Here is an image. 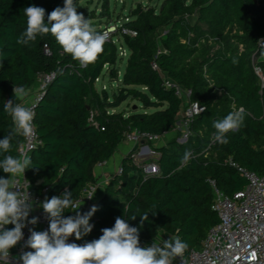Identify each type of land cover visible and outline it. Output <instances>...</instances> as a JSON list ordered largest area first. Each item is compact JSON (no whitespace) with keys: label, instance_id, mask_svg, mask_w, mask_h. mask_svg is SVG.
Segmentation results:
<instances>
[{"label":"trees","instance_id":"obj_1","mask_svg":"<svg viewBox=\"0 0 264 264\" xmlns=\"http://www.w3.org/2000/svg\"><path fill=\"white\" fill-rule=\"evenodd\" d=\"M31 5L44 8L47 21L64 0H0V139L14 132L13 121L3 110L7 100L15 99L14 87L27 89L39 77L52 74L34 105L40 144L28 153L31 165L24 172L34 191L40 194L46 188L45 200L67 189L75 202L86 184L94 182L93 167L115 153L125 132L163 136L173 131L184 104L174 86L166 84L171 82L190 89V100L204 106L190 122L187 139L151 145L159 154L151 159L158 172L145 178L131 153L125 154L121 172L111 174L93 204L97 211L90 219L92 231L78 244L98 239L101 230L113 227L120 217L140 229L141 239L155 240L160 233L168 240L179 237L187 249L197 248L217 222L207 180L231 195L246 181L227 160L256 174L264 169V2H138L97 59L83 67L51 34L38 36L29 46L16 43L26 29L23 9ZM122 28L136 35L122 33ZM120 46L127 54L119 76ZM153 62L157 68H152ZM105 68L108 77L119 82L111 92L95 85ZM127 98L138 102L141 110H114ZM241 108L242 125L226 134L227 143L216 141L214 122ZM21 139L14 134L10 151L0 153V159L18 158ZM186 150L191 158L182 162ZM0 177L8 174L0 169ZM147 212L148 220L141 226L139 215ZM133 215L136 219L130 220ZM4 227L10 230L14 225Z\"/></svg>","mask_w":264,"mask_h":264},{"label":"clouds","instance_id":"obj_2","mask_svg":"<svg viewBox=\"0 0 264 264\" xmlns=\"http://www.w3.org/2000/svg\"><path fill=\"white\" fill-rule=\"evenodd\" d=\"M26 17V29L17 38L16 43L29 46L37 40L51 34L63 49L80 66H87L94 62L102 53L103 46L108 39L107 33L96 30L91 21L83 13L77 12L76 0H64L63 7H56L45 20V9L35 5L23 9ZM14 101L4 103V112L11 117L14 132L0 139V153H8L12 147L14 134L26 138L34 135L33 111L22 103L27 96L24 86L14 87ZM243 108L230 112L223 119L215 121V139L219 143H227L226 134L237 130L243 123ZM191 158V152L186 150L182 162ZM31 160L25 154L23 158L5 155L0 159V169L8 174V178L0 177V260H9L10 249L23 238V231L27 224L36 225L38 217L29 220L33 210L28 193L22 195L17 188L16 177L30 168ZM96 191V190H95ZM93 196L88 197L91 199ZM81 204L74 203L72 192L67 189L60 196L45 199L41 207L49 221V228L44 231L29 229L30 236L26 247L31 251H24L18 257L22 264H172V259L182 257L188 244L179 237L166 241L163 246L152 243L150 246H140L138 227L130 226L125 219L117 217L111 228L102 229V235L83 245L69 243V237L75 236L80 240L88 235L93 228L89 223L97 207L81 214L76 211L75 216L65 217L66 209L75 211ZM133 215L130 220H135ZM141 226L148 220V212L139 215ZM12 224V229L4 226Z\"/></svg>","mask_w":264,"mask_h":264},{"label":"built area","instance_id":"obj_3","mask_svg":"<svg viewBox=\"0 0 264 264\" xmlns=\"http://www.w3.org/2000/svg\"><path fill=\"white\" fill-rule=\"evenodd\" d=\"M258 1L264 2V0ZM117 26L115 24L109 25L100 32L107 33V40H109L111 34L116 31ZM120 32L126 33L129 36L136 35V32L131 29L122 28ZM112 41L115 42L116 39ZM119 52L121 56L125 55V50L122 46L119 47ZM152 68H157L156 63H152ZM51 77L52 74L41 77L36 93L30 102L23 103L19 101L18 103H22L34 113V105L42 94L45 84ZM166 84L170 87L174 86L175 95L183 100L184 105L181 108L179 120L175 126V129L179 132L176 139L179 142H183L189 135L188 127L190 122L196 115L203 111L204 106L197 101L190 100V89L174 85L171 82H166ZM33 130L34 135L31 137L26 138L21 135L22 139L17 147L18 158L22 159L23 155H28L32 149H35L40 144V139L38 138L34 124ZM124 136L125 142L138 145V149L132 151L130 156L133 162L139 164L143 177L145 178L150 176V174H156L158 172V166L151 159L156 158L159 154L152 146L155 145L154 143L161 136L137 130L127 131ZM227 162L245 179L246 183L238 191H233L231 195H227L215 185L213 180H207L212 189L210 208L215 212L217 222L209 227L197 248L187 249L182 257L172 259V264H264V169L260 174H256L238 165L235 161L233 162L229 159ZM115 172H121L120 165ZM16 180L19 192L22 195L28 193L30 201L33 204V210L29 214V220L32 217H38L39 219L36 225L27 224L22 229L24 233L22 240L10 249L9 260L7 262L0 260V264H22V261H18L21 252L31 251L30 248L25 246L31 234L29 229L44 231L49 228V221L41 207V204L45 201L43 195L46 188L42 190V193L38 194L34 191L32 183H30L25 175H18ZM92 190V186L85 187L82 194L87 200L85 213L94 204L88 198L91 196ZM78 200L74 203H77ZM79 241L75 239L74 235L69 237L68 240L69 243L74 242L77 244ZM152 243L161 247L163 246V244L156 240H140L141 247L150 246Z\"/></svg>","mask_w":264,"mask_h":264},{"label":"rangeland","instance_id":"obj_4","mask_svg":"<svg viewBox=\"0 0 264 264\" xmlns=\"http://www.w3.org/2000/svg\"><path fill=\"white\" fill-rule=\"evenodd\" d=\"M76 0L77 3V12L83 13L85 18H88L95 28L104 29L109 25L115 24L119 25V23L124 19L130 7H133L136 3H144L149 5H159L161 0ZM118 36L115 35L114 39ZM125 50V55L121 56V59L116 63V67L118 70V74L122 73L124 69L125 59L127 50L122 46ZM41 80V77H40ZM38 79L37 82H40ZM118 81L111 80L108 77L107 69L103 70V74L96 80L95 85L98 89L106 88L109 92L115 89L118 85ZM132 109L141 110L140 105L134 99L127 98L124 102H122L118 107L114 108L116 111H122L124 113L130 112ZM150 110V109H148ZM177 125V123L175 124ZM178 130H173L168 132V134H164L156 141L154 144H165L172 138L178 137ZM135 147L131 149L129 152L131 153L134 150L138 149V145L134 144ZM142 240V239H140ZM156 241H159L161 244H164L168 241L162 234H158ZM153 240V241H155ZM159 244V243H157Z\"/></svg>","mask_w":264,"mask_h":264},{"label":"crops","instance_id":"obj_5","mask_svg":"<svg viewBox=\"0 0 264 264\" xmlns=\"http://www.w3.org/2000/svg\"><path fill=\"white\" fill-rule=\"evenodd\" d=\"M40 80V77L38 78ZM38 84H35L29 88L26 89L27 91V96L25 97V99L21 102H30L34 96V94L36 93V90L38 88ZM168 134V133H166ZM161 144H158L156 146H159ZM135 147L134 143L131 142H121L116 150L114 151L115 153L112 154V156L107 159L106 161L96 164L93 167V176H94V182L92 183H87L85 187H93V190L91 192V196H93L91 198V202L95 203L100 196L103 193V188L106 185V183L108 182L109 177L111 176L112 173H114L118 166L120 165V162L123 158V156L125 154H128V152L133 149ZM96 190V191H95ZM64 193V191H62L60 195H62ZM81 207L75 211H70L69 216H75L76 215V211H79L81 214L85 213L86 210V205H87V200L85 199L84 195L81 196V198H79L77 204H81ZM90 223V221H89ZM85 236H83L81 239H83ZM80 239V240H81Z\"/></svg>","mask_w":264,"mask_h":264}]
</instances>
